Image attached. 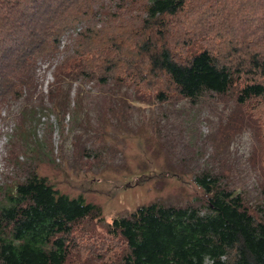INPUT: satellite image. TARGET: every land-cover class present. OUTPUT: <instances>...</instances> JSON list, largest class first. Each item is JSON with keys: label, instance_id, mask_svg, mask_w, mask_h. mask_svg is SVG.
<instances>
[{"label": "trees", "instance_id": "1", "mask_svg": "<svg viewBox=\"0 0 264 264\" xmlns=\"http://www.w3.org/2000/svg\"><path fill=\"white\" fill-rule=\"evenodd\" d=\"M63 38L47 105L38 64L59 56ZM112 79L160 102L209 94L252 103L264 174V0H0V112L29 125L37 113H90L97 102L81 94L71 106L72 84ZM193 182L199 204L154 202L105 226V240L124 246L122 264H264V206L223 174L203 170ZM2 195L0 264H67L78 225L102 220L99 207L34 169Z\"/></svg>", "mask_w": 264, "mask_h": 264}, {"label": "rangeland", "instance_id": "2", "mask_svg": "<svg viewBox=\"0 0 264 264\" xmlns=\"http://www.w3.org/2000/svg\"><path fill=\"white\" fill-rule=\"evenodd\" d=\"M69 42L63 38L59 56L38 64V89L47 105L53 71ZM70 91L71 106L81 94L99 108L64 116L37 113L31 125L0 112V200L34 169L59 192L100 208L101 222L82 221L71 234L76 245L67 264H122L124 246L105 240V226L154 202L199 204L202 190L193 181L203 170L225 175L251 205L264 206L261 144L252 122L261 113L250 110L252 103L240 106L231 95L209 94L193 102L174 94L160 102L153 94L138 97L113 79L102 85L76 81Z\"/></svg>", "mask_w": 264, "mask_h": 264}]
</instances>
